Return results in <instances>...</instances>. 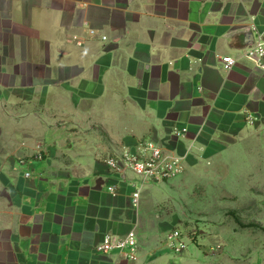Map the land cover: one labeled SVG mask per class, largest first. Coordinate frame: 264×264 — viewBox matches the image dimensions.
I'll return each instance as SVG.
<instances>
[{
  "label": "crops",
  "instance_id": "crops-1",
  "mask_svg": "<svg viewBox=\"0 0 264 264\" xmlns=\"http://www.w3.org/2000/svg\"><path fill=\"white\" fill-rule=\"evenodd\" d=\"M258 33L264 0H0V264H264V73L242 56ZM142 139L183 174L109 168ZM195 177L224 189V221L175 254L165 204ZM131 230L136 262L96 251Z\"/></svg>",
  "mask_w": 264,
  "mask_h": 264
},
{
  "label": "built area",
  "instance_id": "built-area-1",
  "mask_svg": "<svg viewBox=\"0 0 264 264\" xmlns=\"http://www.w3.org/2000/svg\"><path fill=\"white\" fill-rule=\"evenodd\" d=\"M94 32V31H92ZM106 39V36H103ZM244 58L252 62L257 69L264 73V34L258 33L251 45L244 48ZM226 70L233 69L238 58L232 55H224L220 59ZM252 121V117H250ZM188 132L186 127L175 128L173 133L176 137L182 138ZM36 158H43L42 151L36 154ZM23 164L25 160L21 161ZM109 168L115 173L125 174L133 172L145 182H161L173 179L185 171V157L183 155L169 153L163 146L150 139H142L135 147H124L121 154L112 155L106 160ZM31 172H27L29 177ZM116 192V188H111ZM140 193H134L135 203L138 204ZM185 233L177 228L169 231L165 244L175 254H180L187 247ZM98 253H119L126 260L134 263L139 257V239L135 230L124 235L107 234L102 241L96 245ZM117 264V262H115Z\"/></svg>",
  "mask_w": 264,
  "mask_h": 264
},
{
  "label": "rangeland",
  "instance_id": "rangeland-1",
  "mask_svg": "<svg viewBox=\"0 0 264 264\" xmlns=\"http://www.w3.org/2000/svg\"><path fill=\"white\" fill-rule=\"evenodd\" d=\"M180 175L175 178H178ZM197 177H195V188L189 187L182 190L178 188H174L173 190L168 189V192L171 191L175 196H172L173 198L165 204L168 215L175 218L174 222L180 221L183 223L179 228L183 231L186 229V232H189L191 238L200 235L201 232L199 231L201 225H204V223L208 226V224H217L218 222L224 221V214L222 210H220L222 204L220 205L214 202V196L222 194L224 189L205 187ZM225 190L233 192L238 189L226 188ZM240 190L238 192L241 197L242 194H240V192L242 193L243 189ZM258 191H260V189L247 188V194L251 196H255ZM248 206L250 207V211H248L250 217L247 220H254L259 210L256 209V204H250ZM232 216L235 217V215ZM236 221L241 222L238 219H236ZM206 225H204V227H206ZM193 227H195V231L191 230ZM184 239L188 246L189 243L187 240L189 239H186V237Z\"/></svg>",
  "mask_w": 264,
  "mask_h": 264
},
{
  "label": "water",
  "instance_id": "water-1",
  "mask_svg": "<svg viewBox=\"0 0 264 264\" xmlns=\"http://www.w3.org/2000/svg\"><path fill=\"white\" fill-rule=\"evenodd\" d=\"M251 45V44H250Z\"/></svg>",
  "mask_w": 264,
  "mask_h": 264
}]
</instances>
